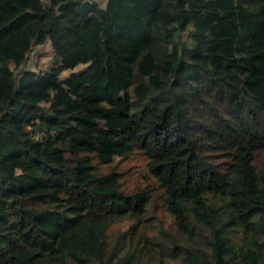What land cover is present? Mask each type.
Wrapping results in <instances>:
<instances>
[{
	"label": "trees",
	"instance_id": "16d2710c",
	"mask_svg": "<svg viewBox=\"0 0 264 264\" xmlns=\"http://www.w3.org/2000/svg\"><path fill=\"white\" fill-rule=\"evenodd\" d=\"M263 150L264 0H0V264H264Z\"/></svg>",
	"mask_w": 264,
	"mask_h": 264
},
{
	"label": "rangeland",
	"instance_id": "374dc122",
	"mask_svg": "<svg viewBox=\"0 0 264 264\" xmlns=\"http://www.w3.org/2000/svg\"><path fill=\"white\" fill-rule=\"evenodd\" d=\"M46 2L47 0H42ZM98 2L99 5L104 6L106 0H93ZM190 24L186 30L181 33V39H188V31ZM53 51L48 39L43 43L33 44L31 50L27 54L25 62L19 67L14 68L13 63H10V67L13 69L15 74H18L21 70L30 69L34 71L46 69L50 66L52 61ZM84 67V64H79L72 69H66L59 76L61 79L65 78L68 74L73 71H77ZM258 159L264 164V150L260 153ZM146 158L139 151L135 150L125 158L116 156L114 160L105 166H101L103 170L113 169L118 173L122 185L126 188H131L136 185L145 186L149 185L152 187L151 191L159 192L160 190L153 182V178L148 174L145 164ZM158 214L166 225H172L170 215L164 210L161 205H158ZM128 219H120L112 224V229L125 228L128 224Z\"/></svg>",
	"mask_w": 264,
	"mask_h": 264
},
{
	"label": "built area",
	"instance_id": "2783aa9c",
	"mask_svg": "<svg viewBox=\"0 0 264 264\" xmlns=\"http://www.w3.org/2000/svg\"><path fill=\"white\" fill-rule=\"evenodd\" d=\"M41 134V133H40ZM37 137V136H36Z\"/></svg>",
	"mask_w": 264,
	"mask_h": 264
}]
</instances>
